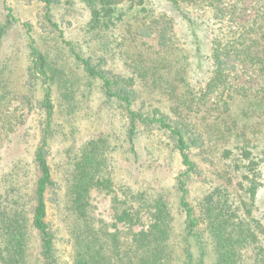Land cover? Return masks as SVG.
I'll list each match as a JSON object with an SVG mask.
<instances>
[{
	"label": "trees",
	"instance_id": "16d2710c",
	"mask_svg": "<svg viewBox=\"0 0 264 264\" xmlns=\"http://www.w3.org/2000/svg\"><path fill=\"white\" fill-rule=\"evenodd\" d=\"M29 2L36 25L0 0V50L23 27L28 61L19 87L1 65L0 112L40 124L0 174V264H264V0H65L75 27ZM176 155L172 186L120 178Z\"/></svg>",
	"mask_w": 264,
	"mask_h": 264
},
{
	"label": "rangeland",
	"instance_id": "374dc122",
	"mask_svg": "<svg viewBox=\"0 0 264 264\" xmlns=\"http://www.w3.org/2000/svg\"><path fill=\"white\" fill-rule=\"evenodd\" d=\"M10 1L15 7L17 17L20 18L21 22L29 21L36 25L38 21L42 19L41 7L33 3L31 4L29 0ZM62 1L63 2H61L58 7V16L63 15L67 18L70 16V20L73 24L72 27H75L78 19L85 20L87 18L88 13L81 5L76 4L71 6L67 5L65 0ZM22 28L23 27L19 26L17 29L12 30L6 45L0 50V67L1 65L7 66V74L11 75L14 87H19L24 81L22 75L26 72L28 65L26 52L23 47L25 31ZM150 44V51L158 48L152 39H150ZM20 101H22V99ZM20 101L18 102L16 99H13L11 105L0 112V114L3 113L2 115L13 112L14 115L18 116V120L14 118V115L12 116L15 121L12 127L7 126L5 130H0V174L3 167L10 164L13 160L19 158L30 160L33 156L34 147L39 142L40 124L37 120L39 116V107L36 105L29 109V105L25 104L24 107L19 105ZM194 158L198 160L202 168L206 166L205 162L201 160V154L194 155ZM143 160L142 158V160L136 164L126 161L122 162V160L121 162L119 161L120 165L126 168V171L120 172V178L122 179V177L124 178L125 176L128 177L131 175L129 172H132L134 176L132 179L136 177L146 179L150 176H157L159 177L160 184L168 183L172 186L175 176L182 166L177 155L170 160L160 159L159 161H155V163H152L153 166L148 165L152 161L147 157L145 159L146 166L144 168L140 165ZM141 170L144 172H141ZM208 173L215 175L211 171H208ZM130 182L136 183L135 181ZM198 193H200V191L198 187L195 186L193 194L197 195ZM94 201L95 204L98 205L99 210L103 211L105 215L108 216L110 210L108 197L104 196V194L97 193ZM176 204L177 203H175V205ZM176 217V230L178 229V231H181L182 214L179 212L178 208H176ZM58 245L63 250V256L67 257L68 249L65 243L59 242Z\"/></svg>",
	"mask_w": 264,
	"mask_h": 264
}]
</instances>
